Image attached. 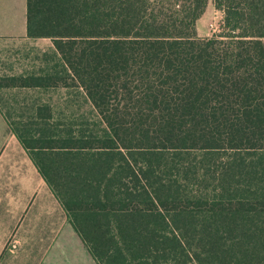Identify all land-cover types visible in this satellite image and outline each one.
Listing matches in <instances>:
<instances>
[{
  "label": "trees",
  "instance_id": "1",
  "mask_svg": "<svg viewBox=\"0 0 264 264\" xmlns=\"http://www.w3.org/2000/svg\"><path fill=\"white\" fill-rule=\"evenodd\" d=\"M27 0L46 65L0 87L66 88L10 127L98 264H264V0ZM60 108V109H59Z\"/></svg>",
  "mask_w": 264,
  "mask_h": 264
},
{
  "label": "crops",
  "instance_id": "2",
  "mask_svg": "<svg viewBox=\"0 0 264 264\" xmlns=\"http://www.w3.org/2000/svg\"><path fill=\"white\" fill-rule=\"evenodd\" d=\"M13 39H29L27 0H0V40ZM23 90L0 87V264H98L10 127Z\"/></svg>",
  "mask_w": 264,
  "mask_h": 264
},
{
  "label": "rangeland",
  "instance_id": "3",
  "mask_svg": "<svg viewBox=\"0 0 264 264\" xmlns=\"http://www.w3.org/2000/svg\"><path fill=\"white\" fill-rule=\"evenodd\" d=\"M197 30L202 37L212 36L221 33L223 30V12L215 7L213 0L209 1L205 13L199 19ZM52 45V40L49 38L0 40V73L5 71L0 76V81L2 78L13 74L40 70L46 65L43 61L44 53L51 51ZM21 96L23 99L29 100L24 106V111L35 100L50 101L55 108L60 103L62 108H66V101L76 104V101H74L76 99L82 103L83 110L89 111L90 109V105L84 102L80 95L77 96V92L73 94L66 88H52L49 90L31 88L21 91ZM12 143V148L15 149L16 139H13ZM15 221H17V218Z\"/></svg>",
  "mask_w": 264,
  "mask_h": 264
}]
</instances>
